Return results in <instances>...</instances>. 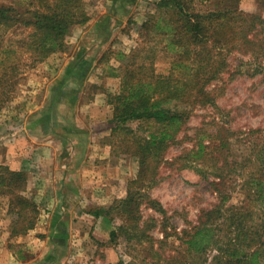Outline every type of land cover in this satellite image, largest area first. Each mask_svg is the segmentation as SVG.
<instances>
[{
    "label": "trees",
    "instance_id": "trees-1",
    "mask_svg": "<svg viewBox=\"0 0 264 264\" xmlns=\"http://www.w3.org/2000/svg\"><path fill=\"white\" fill-rule=\"evenodd\" d=\"M210 1H217V7L197 8ZM87 2L29 0L15 6L0 0V125L19 119L16 90L25 74L64 51L74 28L91 19ZM155 7L143 17L138 46L118 49L113 55L117 61L128 58L127 63L117 67L110 59L107 65L104 55L97 61L104 65L106 75L120 78L119 91L107 93L113 106L112 152L138 161L137 176L129 181L126 196L103 209L113 224L115 217L121 220L109 236L131 239L136 234L139 242L148 239L139 228L144 195L134 186L154 179L164 152L178 141L193 111L210 108L219 118L204 121L192 135H186L193 146L169 162L193 168L204 178L212 174L218 203L203 209L199 223L185 231L184 253L175 262L183 264L194 253L209 264H264V127L232 128L230 112L217 102L226 87L224 74L246 75L264 85V0H257L252 12L241 8V0H157ZM110 18L104 16L106 22ZM107 26L99 36L108 38ZM19 29L20 38L12 34ZM159 51L171 56L166 72L155 67ZM233 57L239 58L238 64L233 65ZM77 62L50 86L44 108L34 115L33 121L43 129L52 114H58L61 88L70 81L82 82L72 74ZM81 72L85 74L84 69ZM69 102L74 104L76 99ZM135 122L139 123L136 129L130 125ZM234 145H239L238 157ZM27 188L25 172L0 167V194L9 197L11 237L26 234L38 221L39 208L26 194ZM238 191L244 193V202L228 205L232 193ZM148 202L163 211L158 200ZM57 238L66 239L64 235ZM118 264L127 263L120 260Z\"/></svg>",
    "mask_w": 264,
    "mask_h": 264
},
{
    "label": "rangeland",
    "instance_id": "rangeland-1",
    "mask_svg": "<svg viewBox=\"0 0 264 264\" xmlns=\"http://www.w3.org/2000/svg\"><path fill=\"white\" fill-rule=\"evenodd\" d=\"M15 6H19L29 0H1ZM88 1V2H87ZM157 0H86L89 12L93 13L91 19L74 28V31L66 39V49L62 52L52 55L43 62H39L35 67L31 68L24 76L22 82L16 90L17 99L20 100L27 96L35 94L42 87L51 85L52 81L59 79V70L66 67L69 61V55L75 53L86 52L94 58H101L104 55V62L108 65L110 59L115 58V51L125 49L127 51L138 46L140 43V27L143 17L148 12L155 11V2ZM230 0H224L229 2ZM257 0H241V8L245 11H255ZM197 5V8H215L217 1H210ZM109 15L111 18L108 22L104 20V16ZM99 23H101L100 26ZM108 24V38L106 35L99 36L102 28ZM98 28V30H96ZM22 30L19 29L15 34L18 38L22 37ZM24 36V35H23ZM12 37H14L12 35ZM111 57V58H110ZM171 56L165 52H158L156 57L157 71L166 72L169 66ZM113 64L118 65L128 62V58L121 61L112 60ZM233 65L239 63L238 57L232 58ZM104 65H98L100 68L99 80L102 88L107 93H116L119 91L120 78L106 75L102 70ZM55 80V81H56ZM226 87L221 95L218 96V104L227 112H230V124L232 128H248L254 126L264 127V85L259 83L256 78H250L246 75L224 74ZM218 83H222L221 81ZM108 100V97L106 96ZM254 105V106H253ZM256 106V107H255ZM111 119L113 117L112 106ZM218 112L210 108H196L191 117L188 119L184 129L178 134V141L167 147L164 152L161 163L156 170L154 179L148 180L144 185H135L134 190L141 191L144 200L140 206L139 228L144 229L148 235V239L139 242L136 234L133 238L128 239L125 235H121L115 239L110 236L104 238L103 241L95 242L94 247L90 251H86L83 255L75 253L70 259L67 256L62 257L57 262L56 257L52 260L53 264H118L123 260L127 264H177L176 258L179 254L184 253L183 241L186 238L185 231H189L194 225L199 223V219L203 209H209L218 203V195L213 190L211 179L204 178L195 169L190 167H182L179 162L170 163L169 161L175 156L183 154L184 151L193 146L186 135H192L196 129L214 117L219 118ZM110 119V120H111ZM133 128H138L139 123H131ZM112 125L108 127L111 130ZM107 128V129H108ZM239 145H234V156L238 157L240 151ZM120 156V155H117ZM131 157L130 155H121ZM135 158L136 157H131ZM168 162H167V161ZM0 160V167L4 166ZM207 166V165H206ZM209 167V165H208ZM138 173V164L136 171L126 182L120 183L116 191H119L113 198L112 202L106 204L103 209L110 207L115 200L126 196L129 181L135 178ZM26 194L35 200L34 195L28 190ZM245 195L243 192L232 193L228 205H240L244 202ZM149 199L158 200L163 211H158L149 204ZM9 197L0 194V230L2 229L5 219L10 220L9 214ZM38 206V204H37ZM116 222L114 228L121 223L119 217H115ZM10 227V226H9ZM1 233V232H0ZM1 236V235H0ZM10 240V239H9ZM10 243V241H9ZM18 249L20 246H17ZM48 244L42 254L46 255ZM33 254L26 249L23 252L25 258ZM38 255L41 252L37 253ZM182 258V257H181ZM204 256L191 253L187 257V262L183 264H209L203 261ZM212 257L209 255V260ZM18 258V263L26 261ZM13 260L10 264H14ZM182 264V263H178Z\"/></svg>",
    "mask_w": 264,
    "mask_h": 264
},
{
    "label": "crops",
    "instance_id": "crops-1",
    "mask_svg": "<svg viewBox=\"0 0 264 264\" xmlns=\"http://www.w3.org/2000/svg\"><path fill=\"white\" fill-rule=\"evenodd\" d=\"M75 59L78 62L72 74L82 82L70 81L61 88L58 114H52L46 129L33 118L44 108L56 79L18 100L19 119L0 125V160L28 175V190L39 208L36 226L26 234L11 237V220H4L0 230L1 264L13 260L17 264L20 252L26 249L33 254L22 258L28 260L22 264H53L55 257L58 262L64 254L67 259L75 253L84 257L114 228L102 207L119 194L117 185L136 171L135 158L112 152L108 128L112 105L106 99L108 90L104 91L98 78V58L86 52L69 55L58 77ZM70 99L76 102L70 104ZM62 235L65 241L57 238Z\"/></svg>",
    "mask_w": 264,
    "mask_h": 264
}]
</instances>
